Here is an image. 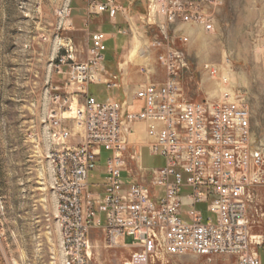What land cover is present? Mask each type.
<instances>
[{"label":"built area","instance_id":"1","mask_svg":"<svg viewBox=\"0 0 264 264\" xmlns=\"http://www.w3.org/2000/svg\"><path fill=\"white\" fill-rule=\"evenodd\" d=\"M84 1L90 16L116 19L123 11L118 0ZM223 2L147 0L142 19L150 30L157 29L150 46L159 50L166 79L135 89L134 97L143 101L137 110H126L114 98L100 101L89 91L92 83L118 85L119 74L105 67L106 31L90 34L85 60L70 57L64 62L76 92L61 94L52 85L48 124L57 221L60 233H67L61 264H92L95 228L103 230L107 246L131 250L126 264H164L166 256L185 254L204 256L208 264L228 258L233 259L230 264H264V143L256 142L249 104L229 89L221 101L194 100L182 84L183 72L190 69V35L180 25L214 31L212 9ZM211 67L216 75L218 69ZM148 70L141 67L142 73ZM56 72L64 73L61 68ZM80 94L85 98L81 106L76 98ZM74 101L77 110L66 116ZM71 120L81 125L82 133L74 132ZM139 122L146 125L143 146L163 159L161 165H143L132 145L130 135ZM79 137L76 144L71 142ZM104 151L102 194L89 190V173ZM125 171L129 182L124 181ZM199 204L206 205L207 217ZM126 237L134 242L126 243Z\"/></svg>","mask_w":264,"mask_h":264},{"label":"rangeland","instance_id":"2","mask_svg":"<svg viewBox=\"0 0 264 264\" xmlns=\"http://www.w3.org/2000/svg\"><path fill=\"white\" fill-rule=\"evenodd\" d=\"M118 2L126 16L118 14L115 24L106 14L90 16L84 0H0V264H61L58 206L48 162V124L54 107L51 87H59L61 94L76 92L68 83L64 62L86 59L93 31L109 33L107 72L118 70L123 55L136 43L139 50L141 45H148L150 53L156 50L150 44L157 29L150 30L142 20L147 0ZM212 12L216 22L212 32L193 24L180 25L190 35V69L183 72L182 84L194 100L221 101L225 89L234 91L249 104L256 142L264 143V0H224ZM211 66L218 69L216 75ZM58 68L64 73H57ZM89 91L101 101L128 100L120 87L92 83ZM76 98L80 106L85 101L82 94ZM132 103L130 109L135 110L138 102ZM69 124L74 132L82 133L75 121ZM135 130L139 136L143 133L138 124ZM107 157L104 151L89 173L92 192L104 193L97 184L105 180ZM141 157L147 167L163 162L146 147ZM123 176L125 182L132 179L128 171ZM100 216L105 217L104 213ZM91 240L92 264H124L130 258L128 247L107 246L102 229H93ZM125 241L132 244L134 239L126 237ZM180 257V261L170 256L162 259L164 264H208L204 256Z\"/></svg>","mask_w":264,"mask_h":264},{"label":"crops","instance_id":"3","mask_svg":"<svg viewBox=\"0 0 264 264\" xmlns=\"http://www.w3.org/2000/svg\"><path fill=\"white\" fill-rule=\"evenodd\" d=\"M120 5L122 6L121 3H120ZM123 10H124V7H123ZM125 11H126V9H125ZM146 12H147V8H146ZM146 12H144L142 14V17L146 14ZM120 13H123L124 16H126L125 12L121 11ZM112 21L115 22V24L117 22L116 19H112ZM118 32L121 33L122 29L120 28L118 30ZM108 35H109V33H108ZM107 44H108V42H107ZM132 44H133V41H132ZM126 53H128V52H126ZM125 54L123 55V60L119 62L120 66L118 67V70L112 71V72H115V73L119 74L118 85L116 87L123 88L125 90V92L127 93V95H128V98H127L128 100L125 102L124 108L126 110H132V109H130L132 107V104H133L132 101H135V102H138V106L135 109V110H137L143 105V101L140 100V99H136L134 97L135 89L140 84L147 83V82H150V81H154V82H157V83L164 82L165 79H166V70L158 62V58H157L158 57V50L157 49L155 51L152 50L151 53H150V51L148 52V45H145L144 47H143V45L140 46L139 56L142 57V59H144L143 62H140V63H133L132 61H127L126 62L127 58H126ZM115 61L116 60H113V62L111 64H109V66L112 67L111 65L113 63H115ZM106 64H108V63L106 62ZM143 66H147L148 67V69H149L148 73H142L141 72V67H143ZM109 73H111V72H109ZM96 84H104V83H96ZM113 88H115V87H113ZM103 101H105V100H103ZM118 101H120V100H118ZM136 124H138L139 126L143 127V133L141 134V136L137 135L136 132L131 134L130 135V141H131L132 145H135L136 148L139 150V153H140V156H141L142 155V148L145 147V146H143V144H144V142L146 140V125L143 122H139V123H136ZM132 148L133 147H131V149ZM140 158H141V161H142V157H140ZM105 174H106V171H105ZM106 177H107V174H106ZM106 177H105V180H104L103 183L97 184L98 186L103 187L104 192H105V187H106L105 186ZM200 205H202V204H199L198 208H200L204 213H207L206 205L204 204L205 208L200 207ZM173 258H174V260H177V261H180V260L183 259L180 256H173ZM221 260L223 261V264H230V262L233 261V259H231V258L221 259ZM262 260L264 261V254H262Z\"/></svg>","mask_w":264,"mask_h":264},{"label":"bare ground","instance_id":"4","mask_svg":"<svg viewBox=\"0 0 264 264\" xmlns=\"http://www.w3.org/2000/svg\"><path fill=\"white\" fill-rule=\"evenodd\" d=\"M138 45H139L138 43L134 44L133 48L128 51V54H126V58H127L126 62L132 61L133 63H140V62L144 61V59H142V57H140V56H139V58L136 57V55H139V46ZM230 91L232 92V94H234V91H232V90H230ZM74 112H75V109H74V104H73V111H67L66 114L70 113L73 116ZM78 126L81 127V125H78ZM60 234H61V242H67V233H60Z\"/></svg>","mask_w":264,"mask_h":264},{"label":"trees","instance_id":"5","mask_svg":"<svg viewBox=\"0 0 264 264\" xmlns=\"http://www.w3.org/2000/svg\"><path fill=\"white\" fill-rule=\"evenodd\" d=\"M146 12V11H145Z\"/></svg>","mask_w":264,"mask_h":264}]
</instances>
